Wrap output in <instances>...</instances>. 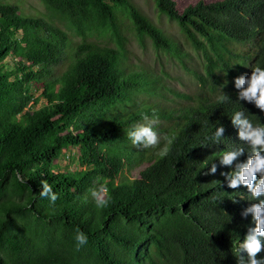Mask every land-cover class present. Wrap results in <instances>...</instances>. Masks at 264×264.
<instances>
[{
	"label": "trees",
	"instance_id": "obj_1",
	"mask_svg": "<svg viewBox=\"0 0 264 264\" xmlns=\"http://www.w3.org/2000/svg\"><path fill=\"white\" fill-rule=\"evenodd\" d=\"M41 1L45 11L33 14L0 1V264H237V240L255 227L241 213L257 201L221 173L250 154L233 113L264 123L234 84L264 67V0H154L201 57L199 69L130 0ZM126 31L177 55L200 88L180 93L133 62ZM221 92L230 100L218 103ZM143 114L159 118L160 147L175 136L168 157L132 145L127 133ZM238 145L244 154L221 165ZM72 147L78 165L62 167L56 160ZM42 180L54 204L39 195ZM102 186L113 203L101 210L91 192ZM77 229L88 237L79 250Z\"/></svg>",
	"mask_w": 264,
	"mask_h": 264
},
{
	"label": "clouds",
	"instance_id": "obj_2",
	"mask_svg": "<svg viewBox=\"0 0 264 264\" xmlns=\"http://www.w3.org/2000/svg\"><path fill=\"white\" fill-rule=\"evenodd\" d=\"M235 87L239 89L238 100L253 103L261 112H264V67L255 66L252 68L250 75H240L234 80ZM230 98L223 92L218 96L217 102L224 103ZM231 123L238 129V137L249 146L247 159L244 162H236L238 158L244 154V147L236 146L230 151H226L220 157V163L224 166H232L233 171L221 173L227 180L229 188L237 189L241 185L245 186L251 195V200L257 201L244 209L242 216L251 217L255 223V227L248 229L242 242L237 240L235 253L237 256V264H264V259H257V255L264 249L261 238H264V123H253L245 111L238 110L230 117ZM145 123L136 124L127 133L133 146L143 148L159 149L157 155L163 159L170 155L175 136L166 137V144L161 145V136L158 132L159 118L155 115L149 117L143 114ZM222 125L216 126L215 131L209 140L212 143H219L224 134ZM217 166L212 164L206 175L215 174ZM18 179L25 182L22 177ZM41 190L39 195L48 198L53 204L57 200V195L53 191L52 185L47 180L41 181ZM91 196L97 209H107L112 201L110 191L106 186L92 190ZM230 220V217H229ZM77 250L88 243L87 235L77 229L75 235ZM242 253L247 254V259Z\"/></svg>",
	"mask_w": 264,
	"mask_h": 264
},
{
	"label": "rangeland",
	"instance_id": "obj_3",
	"mask_svg": "<svg viewBox=\"0 0 264 264\" xmlns=\"http://www.w3.org/2000/svg\"><path fill=\"white\" fill-rule=\"evenodd\" d=\"M10 2L19 6L20 9L28 13H41L45 11L44 3L41 0H0ZM137 8L144 13L149 20L157 27L161 28L163 33L174 40L183 53L182 58L186 66L192 68H201V57L196 52L195 48L187 44L184 35L182 34L179 24L176 20L169 18L164 13H161L155 5L154 0H130ZM183 0H179L181 2ZM189 1V0H187ZM128 25H132L130 17L125 18ZM125 45L127 53L131 56L133 62H137L145 67H149L154 72L162 74L161 83L177 90L180 93H192L197 91L200 86L199 82L191 71L186 69L184 63L179 60L177 55H173L167 49H161L154 46L151 39L145 35H138L134 31L125 32ZM78 39V37H75ZM101 40V38H99ZM97 40V36L94 37ZM13 59L8 56L4 64L6 67H12ZM167 98H173L171 92H166ZM180 100L179 98H176ZM159 100V99H158ZM162 101V100H161ZM166 100H164L165 102ZM167 104L171 102L167 100ZM42 101L37 104L40 106ZM31 105V103H30ZM32 107V106H31ZM142 123H145L143 121ZM62 167H70L75 169L79 162V154L75 147L68 148L64 151L61 158L56 160Z\"/></svg>",
	"mask_w": 264,
	"mask_h": 264
}]
</instances>
